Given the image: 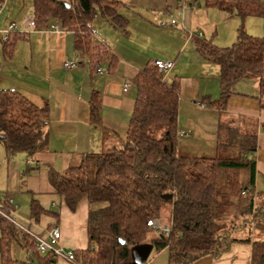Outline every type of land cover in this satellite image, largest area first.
I'll list each match as a JSON object with an SVG mask.
<instances>
[{
  "label": "trees",
  "instance_id": "16d2710c",
  "mask_svg": "<svg viewBox=\"0 0 264 264\" xmlns=\"http://www.w3.org/2000/svg\"><path fill=\"white\" fill-rule=\"evenodd\" d=\"M37 31L57 23L75 34L74 48L81 62L92 71L105 60L113 72L118 59L91 33L97 18L115 30L127 32L129 17L125 0H31ZM242 23L232 46L219 47L198 33L191 36L200 57L219 67L218 99H208L210 108L224 111L243 79H259L264 92V40L245 30L248 17L264 19V0H204ZM172 17V14L168 13ZM28 33L12 32L3 43L5 58L12 55L15 42ZM136 102L127 135L118 147L107 152L84 155L78 166L64 172L49 167V182L65 205L75 212L79 203H88V247L73 251L77 264H135L133 251L150 244L153 250L167 249L169 264H191L205 255L221 256L234 242L252 244L251 264H264V237L253 241L255 229L264 234V192H256L257 136L243 134L234 125L219 127V142L237 147L236 158L182 156L178 118L181 84L167 81L154 62L134 78ZM90 120L101 122V96L90 99ZM48 105L39 107L15 90H0V144L7 157L25 153L29 157L48 145ZM237 200L235 201L234 199ZM163 203L171 206V232L157 235L148 222L160 219ZM43 209L33 200L31 217ZM226 216H231L226 222ZM1 264H55L52 253L41 254L37 241L0 217ZM154 237L149 240L150 234ZM19 242L26 259L13 256ZM146 264H148L146 262Z\"/></svg>",
  "mask_w": 264,
  "mask_h": 264
},
{
  "label": "crops",
  "instance_id": "0c3cea01",
  "mask_svg": "<svg viewBox=\"0 0 264 264\" xmlns=\"http://www.w3.org/2000/svg\"><path fill=\"white\" fill-rule=\"evenodd\" d=\"M0 2L4 5L0 12V90L18 91L33 104L39 107L48 105L49 108L46 149L33 157L17 153L8 158L1 144L0 199L13 200L16 205L14 212L20 224L40 235L59 228L61 238L52 244L66 251L88 247V203L82 200L77 210L72 212L51 186L49 167L64 172L71 166H78L86 154L107 152L120 146L127 135L136 102V89L131 80L147 64L157 59L174 62L166 79L169 82L178 79L181 84L179 133L185 134L180 138L189 139L179 144V155L203 157L199 156L202 155L200 153L207 152L215 157L224 150L222 148H226L224 140L223 144L219 142V127L237 126L241 133L257 136L255 189L256 192H264V92L259 89V79L250 77L235 86V94L226 110L219 111L208 106V99H218L220 96V70L217 65L200 57L191 40L196 33L205 37L198 28L203 26V12L207 16L210 14V8L202 9L204 0H125L127 6L124 12L129 17L127 32L115 30L107 21L98 18L97 21L103 24L104 34L95 26L96 22L92 27L97 30L99 38L106 42L107 46H104L118 59L114 71L104 74L92 71L88 63L78 64L72 70L64 67L66 61L80 63L82 59L75 51V34L72 31H29L25 38L15 42L12 55L5 58L1 33L12 22L20 21V13L28 6L25 0ZM172 18L178 20L177 26L171 24ZM217 18L220 19L219 13ZM237 20L236 26L240 22L239 18ZM133 23L135 25L131 28ZM244 24L250 35L264 40V19L248 17ZM207 25L213 26V23ZM178 27L181 29L176 30ZM162 34L169 37L168 41L159 40ZM236 39L237 30L234 29L224 34L222 41L227 42L219 41V44L235 43ZM136 47H140L141 51ZM102 68L109 70L108 60H105ZM188 70H193L194 74L187 76ZM210 78L217 79V98L211 94L213 90L206 88ZM126 82L131 84L128 91H125ZM94 91L101 96V122L98 126H94L90 120L89 103ZM202 110L215 114L211 126L215 134L211 136H203L206 131H202L204 134H193L189 130L198 121L196 117ZM182 117L190 119L192 123H182ZM33 200L43 209L37 220L31 217ZM249 234L253 241L264 237L255 229L250 233L240 232L237 237L242 239ZM14 249L23 251L25 257L21 260L26 259V251L19 242L13 244ZM251 259L252 244L234 242L221 256L208 254L191 264H251ZM147 263L169 264L168 250L156 252ZM55 264L71 263L60 259Z\"/></svg>",
  "mask_w": 264,
  "mask_h": 264
},
{
  "label": "rangeland",
  "instance_id": "374dc122",
  "mask_svg": "<svg viewBox=\"0 0 264 264\" xmlns=\"http://www.w3.org/2000/svg\"><path fill=\"white\" fill-rule=\"evenodd\" d=\"M25 1H26V4H27L28 7L24 11L22 10V12L20 13L22 19L20 21H17L15 19L16 21H14V22H16L19 25L24 24L28 19L34 18V16H33V5H32V1L31 0H25ZM202 9L203 10L206 9L205 2H204V4H202ZM217 13H219L220 19L217 18ZM203 15H204V17L201 20L203 26H198V28L201 29L203 36H205L204 38H206L208 40H211L216 46H219V47H229V46H232L234 43H229V44H226V45H222V43L219 44V41H221V42H227V41H222L224 39V34L226 32L229 33L231 31H234V29L237 30V28H239V26L242 23L241 19L238 16L230 17L225 12H222V11L216 9V8H210V14H209V16H207L205 12H203ZM169 17H171V16H169ZM238 18L240 19V22L236 26V21H238L237 20ZM97 19L93 23L96 22L95 23V26L98 27L101 30L100 31L101 33H103V31H102V27H103L102 25L103 24L101 22L97 21ZM210 23L211 24L213 23V26H208L207 25V24H210ZM134 25H135V23H133L130 27L132 28V26L134 27ZM166 27L167 28H170V26H166ZM180 29H181L180 27L176 28V30H180ZM197 30H199V29H197ZM245 30H246V25H245ZM128 31H129V29H128ZM132 31L133 30H131V34H133ZM158 38H159V40L161 42H164L165 40L168 41V39H169V37L167 35L164 36L163 34L160 35V37H158ZM227 39H228V37L225 40H227ZM111 42H113V41L111 40ZM140 49H141L140 47L137 48V50H140ZM212 67H216V69H218L217 66H212ZM187 72H189V73H187ZM187 72H186L187 76H190V75L192 76V74H194L193 73V70H188ZM180 76H183V75H180ZM172 78L174 79L175 77L172 76ZM216 80L210 78L209 82L206 84V88L208 90H213L211 94H213L214 98H217V81ZM215 83H216V87H215ZM196 119L198 121H196L193 124V128L192 129H189V130H191L193 132V134L196 133V132H197V134L200 133V132L202 134H204V132H202V131H206V133L203 136H205V135H210L211 136V134H215V131L211 127L213 120H215V114L214 113L209 114L208 112L202 110V111L198 112V115H197ZM182 123H184V124H191L192 121L190 119H188V118L182 117ZM188 139L189 138H187V137L186 138H180L179 144L182 145L185 141L188 142ZM224 146H226V145H224ZM222 147H223V145H222ZM0 149H3V147H2L1 144H0ZM222 149H224V150H222L220 152V154H219V156H221V157H224V158H236L239 155V149L237 147H229V146H226V148H222ZM200 154H202V155H199V156H203V157H207V158H213V156L211 155V153L201 152ZM234 200L236 201L237 199L235 198ZM170 213H171V206H170V204L169 203H163L162 209H161V212H160V220L163 223H169L170 222V218H171ZM19 220H20V218H19ZM225 220H226V222H230L231 216H226V219ZM17 221H18V218H17ZM20 221L22 222V220H20ZM238 234H240V233H238ZM152 237H154V234L153 233L150 234L149 240ZM14 247L16 248V245ZM155 253H156V251L153 250V252L151 253V255H150L149 259H148V261H150L152 259V257L154 256ZM13 256L15 258L21 260V259H23L25 257V254H24L23 251H21L19 249H14L13 250Z\"/></svg>",
  "mask_w": 264,
  "mask_h": 264
},
{
  "label": "built area",
  "instance_id": "2783aa9c",
  "mask_svg": "<svg viewBox=\"0 0 264 264\" xmlns=\"http://www.w3.org/2000/svg\"><path fill=\"white\" fill-rule=\"evenodd\" d=\"M3 3L0 2V12L3 10ZM192 5V7H194ZM171 24L173 26L178 25V20L176 18L171 19ZM36 29V22L35 19H28L24 26H20L16 22H12L10 26L8 27L7 30L2 31L1 33V40L2 42H5L9 39V35L12 32H18V33H29V31H32ZM43 31H38L39 33H43ZM50 31L53 33H61L64 32L59 25H52L50 28ZM91 33L93 34L94 37H96L99 42L105 46H107L106 42L103 39L99 38L98 32L96 29L91 27ZM156 67L158 70L163 73L164 75H168L169 72L173 69L174 67V62L173 61H164V60H155L154 61ZM64 67L67 69H75L78 67V63L76 61H66L64 63ZM97 73L99 74H104L108 73L105 69L102 67L97 69ZM1 78V75H0ZM131 84L130 82H126L125 84V91H128L130 88ZM200 105V103H198ZM184 133H181L180 136H184ZM15 208L16 205L14 204L13 200L10 198H4L0 199V217L7 220L10 222L12 225L15 226V228L21 232H24L28 235H30L33 239L37 241L38 245V251L41 254H47V253H52L55 256L56 261L57 260H65L71 264H77L75 262V254L73 251H66L63 249L61 246H56L53 245V243H57L60 238H61V232L60 229L55 227L49 231H47L46 234L40 235L33 233L30 229L27 227L23 226L17 221L16 215H15ZM148 226L152 228V230L157 234V235H165L168 236L171 232V226L169 224L163 223L160 219H152L148 222Z\"/></svg>",
  "mask_w": 264,
  "mask_h": 264
},
{
  "label": "water",
  "instance_id": "95a60500",
  "mask_svg": "<svg viewBox=\"0 0 264 264\" xmlns=\"http://www.w3.org/2000/svg\"><path fill=\"white\" fill-rule=\"evenodd\" d=\"M153 250V246L150 244H144L138 246L133 251V262L135 264H146L148 261L150 254Z\"/></svg>",
  "mask_w": 264,
  "mask_h": 264
}]
</instances>
